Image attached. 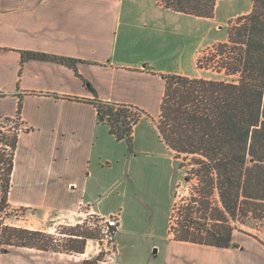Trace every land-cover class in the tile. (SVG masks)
I'll return each mask as SVG.
<instances>
[{"label": "crops", "instance_id": "crops-1", "mask_svg": "<svg viewBox=\"0 0 264 264\" xmlns=\"http://www.w3.org/2000/svg\"><path fill=\"white\" fill-rule=\"evenodd\" d=\"M163 14L186 15L164 8L161 0H0V121L16 118L21 106L19 120L27 128L19 135L8 205L33 212L44 222L52 217L116 215L99 198L106 185L100 170L111 169L116 153L110 141L114 136L99 122L92 104L95 94L84 81L100 100L142 110L145 115L135 130L146 122L160 136L163 76L202 78L196 63L197 75L189 76L154 60V34ZM24 52L82 62L76 73L60 63L24 59ZM169 184H175L174 176ZM171 207L170 202L168 225L161 234L152 221L137 232L136 224L120 217L116 253L103 264H236L224 255L240 249L177 241L170 232ZM6 254L10 256L0 264H83L90 258L87 252L29 248Z\"/></svg>", "mask_w": 264, "mask_h": 264}, {"label": "trees", "instance_id": "trees-1", "mask_svg": "<svg viewBox=\"0 0 264 264\" xmlns=\"http://www.w3.org/2000/svg\"><path fill=\"white\" fill-rule=\"evenodd\" d=\"M218 1L161 3L174 12L212 19ZM23 58L60 63L76 73L82 62L37 52H24ZM196 68L217 73L221 79L163 76L165 91L157 125L160 137L174 152L175 159L189 161L191 175L200 184V199L194 198L198 207L187 209L182 228L178 234L175 230L173 233L177 241L227 250L241 248L233 238V231L239 230L264 245L259 233L241 230V226H247L264 236V0H253L250 13L231 22L226 41L215 45L206 57H199ZM84 82L95 94L92 104L99 122L110 128L118 142L131 145L135 128L145 113L132 106L100 100L90 83ZM20 114L21 106L16 118L2 120L3 127L18 124ZM7 131L0 140V212L8 204L19 140V134L11 128ZM6 150L10 153L5 154ZM214 193L219 196L215 208L211 204ZM232 223L236 225L232 227ZM3 225L0 223L1 254L15 247L83 255L88 241L101 234L98 229L79 226L78 231L70 233L72 238L60 245L44 231ZM105 256L101 252L83 264H103Z\"/></svg>", "mask_w": 264, "mask_h": 264}, {"label": "rangeland", "instance_id": "rangeland-1", "mask_svg": "<svg viewBox=\"0 0 264 264\" xmlns=\"http://www.w3.org/2000/svg\"><path fill=\"white\" fill-rule=\"evenodd\" d=\"M218 2L220 3L212 19L163 14L159 28L154 34L155 47L157 46L154 60L172 72H182L189 76L197 75L196 54L198 56L196 59L209 55L215 45L227 39L228 27L237 18L229 19L247 12L253 6V0H219ZM200 76L205 79H221L217 73L204 70L200 71ZM2 124L3 122L0 121V125ZM133 136L131 145L126 141L118 142L110 138L111 147L116 153L111 161V169L105 166L107 167L105 171L100 170L106 185L99 193V198L126 223L136 224L137 232L144 231V224L152 221L157 227L158 234L165 232L167 228V209L171 202L170 232L173 233L175 230L178 234L187 209L198 207L194 203V198L200 199L199 180L191 175L189 161L175 159L174 152L170 154L166 150L158 132L146 122L135 130ZM9 153L10 150L5 151V154ZM0 174H3V170H0ZM173 176L175 184L170 185L169 177ZM211 204L213 208L219 205L217 193L211 197ZM134 210L136 212H133ZM39 218L33 212L12 208L8 204L4 206L3 212H0V223L4 224L3 226L44 231L60 245L70 240L72 238L70 233L72 230L78 231L79 226L82 229L101 231L105 225L104 218L94 215L52 217L45 222ZM235 225L232 223V227ZM241 230L252 234L259 233V238L264 244V236L260 231L247 226H241ZM99 238L100 236H97L96 239L88 241L85 253L87 252L90 258L100 254ZM233 238L241 248L233 254H225L224 257L233 259L236 264H249V262L260 264V261L264 263V245L239 230L233 231ZM137 247L140 248V243ZM14 250L15 247L9 248V251ZM9 256L0 253V261ZM106 259L109 260V257L107 256Z\"/></svg>", "mask_w": 264, "mask_h": 264}, {"label": "built area", "instance_id": "built-area-1", "mask_svg": "<svg viewBox=\"0 0 264 264\" xmlns=\"http://www.w3.org/2000/svg\"><path fill=\"white\" fill-rule=\"evenodd\" d=\"M0 126H1L0 127V140L3 139V136L5 133L8 134L7 129L9 128H11L13 132H16L19 135L27 130V128L24 126V124L21 121H19L18 124H16L15 122L11 123L9 126H7V128L3 127L2 125ZM104 222H105V225H103V227L101 228L100 239L98 240L99 252L104 253L106 255L105 257L108 256L109 259H111L116 253L115 229H117L119 226L120 216L114 215V216L108 217L105 219ZM170 222L171 221H169V223Z\"/></svg>", "mask_w": 264, "mask_h": 264}]
</instances>
